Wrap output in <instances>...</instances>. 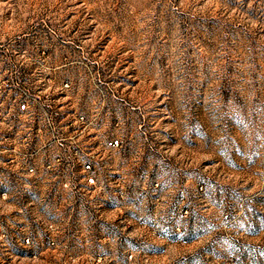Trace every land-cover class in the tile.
Returning <instances> with one entry per match:
<instances>
[{"label": "rangeland", "instance_id": "rangeland-1", "mask_svg": "<svg viewBox=\"0 0 264 264\" xmlns=\"http://www.w3.org/2000/svg\"><path fill=\"white\" fill-rule=\"evenodd\" d=\"M0 264H264V0H0Z\"/></svg>", "mask_w": 264, "mask_h": 264}, {"label": "built area", "instance_id": "built-area-1", "mask_svg": "<svg viewBox=\"0 0 264 264\" xmlns=\"http://www.w3.org/2000/svg\"><path fill=\"white\" fill-rule=\"evenodd\" d=\"M18 108H19V109H23V108H24V104H23V103H20V104L18 105ZM114 143H116V141H113V144H114ZM111 144H112V143L109 142V145H111ZM27 169H28V171H31V170H32L31 167H28ZM88 169H89V165H88V164H84V165H82V170L86 171V170H88ZM86 181H87V182H92V178H91L90 176H87V177H86Z\"/></svg>", "mask_w": 264, "mask_h": 264}]
</instances>
